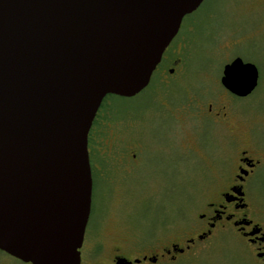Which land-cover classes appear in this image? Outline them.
Segmentation results:
<instances>
[{
	"label": "water",
	"instance_id": "obj_1",
	"mask_svg": "<svg viewBox=\"0 0 264 264\" xmlns=\"http://www.w3.org/2000/svg\"><path fill=\"white\" fill-rule=\"evenodd\" d=\"M204 1L0 0L1 251L31 264H82L98 111L107 96L134 97L150 84ZM221 82L246 97L259 69L236 57ZM145 260L158 256L116 264Z\"/></svg>",
	"mask_w": 264,
	"mask_h": 264
},
{
	"label": "rangeland",
	"instance_id": "obj_2",
	"mask_svg": "<svg viewBox=\"0 0 264 264\" xmlns=\"http://www.w3.org/2000/svg\"><path fill=\"white\" fill-rule=\"evenodd\" d=\"M262 1L205 0L183 20L177 73L160 70L139 94L117 97L102 110L93 150L96 163L101 167V155L106 165L94 181L82 264L154 255L157 264H258L247 241L233 232L198 243L177 259L166 252L196 235L198 214L232 176L244 144L261 159L249 196L253 217L264 227ZM236 56L259 69V84L246 97L221 83L224 66ZM112 106L119 120L109 121ZM0 264L30 263L0 251Z\"/></svg>",
	"mask_w": 264,
	"mask_h": 264
},
{
	"label": "flooded vegetation",
	"instance_id": "obj_3",
	"mask_svg": "<svg viewBox=\"0 0 264 264\" xmlns=\"http://www.w3.org/2000/svg\"><path fill=\"white\" fill-rule=\"evenodd\" d=\"M258 11L264 13V0L261 2V8H259ZM180 31L165 50L153 75H156L160 70H162L163 73L168 72L170 76L177 73L178 67L183 62V58L180 56L183 47L178 46L176 42L180 36ZM188 31H191V29L189 28ZM188 35L189 34L185 36ZM150 84L148 86H150ZM210 109L212 110V108ZM181 110L186 111V103L182 104ZM217 116L220 117V114ZM223 116H225V114H223ZM215 119L217 120L218 118L216 117ZM219 119L225 118L220 117ZM93 148H95V145ZM249 148V144H244L239 147L238 158L232 176L230 179L227 178V182L214 191L212 197L205 203L204 210L198 214L199 224L194 229L196 235L188 238L184 246L173 244L172 248L168 249L171 250V253L166 252L168 255H172L175 259L177 255H183L191 251L198 243L213 240L222 233L233 232L235 235L247 241L250 249L257 257V263L264 264V227L253 217L255 208L251 204L249 196L251 181L258 174L261 159L251 155ZM91 151L94 154V160H91L94 182L99 178L101 169L105 164L103 165V163H101L100 167L96 163L94 150L91 149ZM174 245L183 247L184 251H174ZM159 260L160 258L158 257V261Z\"/></svg>",
	"mask_w": 264,
	"mask_h": 264
},
{
	"label": "trees",
	"instance_id": "obj_4",
	"mask_svg": "<svg viewBox=\"0 0 264 264\" xmlns=\"http://www.w3.org/2000/svg\"><path fill=\"white\" fill-rule=\"evenodd\" d=\"M117 97H120V96H116V95H109L105 98L97 116H96V119L94 120V123H93V126L91 128V131H90V134H89V148H90V154H91V160L93 161L94 160V154L93 152L91 151V149H93V146H94V138H93V133H94V130L96 128L97 125H99V118L101 116V112L104 108H106L109 104L112 103V101L114 99H116ZM123 98V97H122ZM113 107V112L110 114V116L108 117L109 118V121H113V120H119V119H116L118 118L120 115H119V110L112 106ZM98 157H101V163H103V165L105 164L106 165V158L103 157V156H99ZM104 165V166H105ZM82 255H83V248H82Z\"/></svg>",
	"mask_w": 264,
	"mask_h": 264
}]
</instances>
